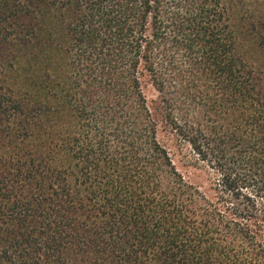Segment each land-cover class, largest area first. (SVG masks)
<instances>
[{"label":"trees","instance_id":"trees-1","mask_svg":"<svg viewBox=\"0 0 264 264\" xmlns=\"http://www.w3.org/2000/svg\"><path fill=\"white\" fill-rule=\"evenodd\" d=\"M243 34L264 0H0V264H264Z\"/></svg>","mask_w":264,"mask_h":264},{"label":"rangeland","instance_id":"rangeland-1","mask_svg":"<svg viewBox=\"0 0 264 264\" xmlns=\"http://www.w3.org/2000/svg\"><path fill=\"white\" fill-rule=\"evenodd\" d=\"M240 36L242 37V40L246 42L247 58L249 62L253 64L255 68L264 72V52L250 43V37L248 35L243 34ZM179 159L180 157L177 156V160Z\"/></svg>","mask_w":264,"mask_h":264}]
</instances>
